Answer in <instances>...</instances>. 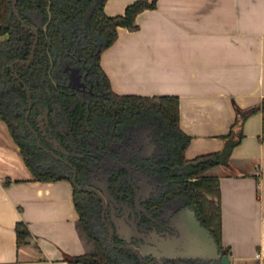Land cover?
Listing matches in <instances>:
<instances>
[{
    "label": "crops",
    "instance_id": "0c3cea01",
    "mask_svg": "<svg viewBox=\"0 0 264 264\" xmlns=\"http://www.w3.org/2000/svg\"><path fill=\"white\" fill-rule=\"evenodd\" d=\"M136 1L107 0L105 12L124 15ZM136 23L135 31L118 27L101 54L112 91L178 97L180 127L191 137L185 158L223 151L238 111L264 99V0H157ZM263 124L262 112L251 114L229 164L206 172L218 181L231 264H264ZM19 224L29 231L22 243ZM93 251L72 182L39 180L0 116V264H87L78 258Z\"/></svg>",
    "mask_w": 264,
    "mask_h": 264
},
{
    "label": "flooded vegetation",
    "instance_id": "af4514ba",
    "mask_svg": "<svg viewBox=\"0 0 264 264\" xmlns=\"http://www.w3.org/2000/svg\"><path fill=\"white\" fill-rule=\"evenodd\" d=\"M13 1V13L23 22ZM27 16L32 20L27 29L34 35L28 58L10 64L11 92L18 97L8 114L15 139L31 149V160L42 174L72 182L83 207L81 220L89 221V233L106 243L115 262L161 264L152 256L139 258L144 239L187 237L193 224L190 212L209 230L191 192L177 186L190 179L182 177V169L163 170L160 165L162 154L167 155L166 132L153 117L146 121L144 108L136 109L104 88L83 57L86 32L75 28V43L69 42L68 51L49 54L40 66H32L40 32H47L51 14L46 23L39 11ZM0 37L4 41L10 34ZM163 264H221V260L172 257Z\"/></svg>",
    "mask_w": 264,
    "mask_h": 264
},
{
    "label": "trees",
    "instance_id": "16d2710c",
    "mask_svg": "<svg viewBox=\"0 0 264 264\" xmlns=\"http://www.w3.org/2000/svg\"><path fill=\"white\" fill-rule=\"evenodd\" d=\"M106 2L107 0H18L17 9L23 20L22 22L13 13L12 0H0V36L7 33L10 34L9 39L0 41V116L7 122L13 133H15L14 128L8 114L13 110L14 106H17L16 101L18 97L14 98L11 92L14 85L12 86L9 78V75L12 73L10 64L16 59L28 58L34 35L27 29V26L32 23L27 13L39 11L43 15L45 23L48 22L49 14H51L47 32H40V40L32 66H40L42 63L41 60L43 58H49V54L53 57L55 53L61 50L66 49L68 51L70 48L69 42L72 41L75 43L74 29L77 28L87 33L86 37H84L87 48L83 51V57L88 60L92 71L100 76L104 88L111 90L109 78L101 67V54L116 42L118 38V27H125L131 31L137 30V15L146 9L156 8L157 0H153L152 2L138 0L126 8L124 15L115 17L106 14ZM49 5L50 12L48 11ZM90 10L93 11L92 15L89 22L85 24L84 21ZM66 54V58L70 59V53L66 52ZM23 68L26 74V67L23 66ZM115 98L126 100L130 106L136 109L144 108L146 121L153 117L155 122H159L161 129L166 132L164 142L167 155L162 154L161 156L160 165L162 169L169 171L174 167L182 169V177L184 179H190L187 184L185 181L177 182V186L187 187L188 191L191 192L193 197L192 202L195 208L204 217L206 226L221 247V250L224 249L220 241L221 220L219 204L216 202V207L211 208V202L206 197L208 195L218 197L219 185L217 179L207 176L206 172L220 164H229L233 149L244 137L242 128L245 120L256 112H262L264 115V99L260 105L238 111L231 131L224 136L227 140V145L223 151L199 156L193 160H187L185 158V151L190 144L191 137L184 133L180 127L178 97H121L115 95ZM236 126L240 127V133L237 137H234L233 133ZM166 137H170L168 141L165 139ZM20 146L28 166L39 180L55 181L64 179V177H53L42 174V171L36 168L31 160V149L23 144ZM74 191L76 206L82 212V203L79 201L76 189ZM89 224L88 220L85 223L81 220V226L86 237L94 244V251L81 256L78 260L84 261L87 264H119L107 252L105 242L95 241L93 239L88 231ZM17 230L19 243H22L29 236V231L22 224L18 225Z\"/></svg>",
    "mask_w": 264,
    "mask_h": 264
},
{
    "label": "water",
    "instance_id": "95a60500",
    "mask_svg": "<svg viewBox=\"0 0 264 264\" xmlns=\"http://www.w3.org/2000/svg\"><path fill=\"white\" fill-rule=\"evenodd\" d=\"M17 0L13 1L14 10H16ZM92 10L86 19V23L89 21L92 14ZM37 33V31H36ZM38 40V34L36 42L33 46L32 55L36 48ZM139 202V199L138 201ZM193 224L188 228L187 237H173V238H163L159 242L146 240L145 244L140 245L139 258L144 259V257L152 256L159 260L163 264L164 259H171L172 257H200L206 259H220L221 264H231V258L226 249L219 250V245L210 231L203 227L199 220L195 218L193 212H190ZM127 243H130V239H126ZM179 250V251H176ZM183 250V252L181 251Z\"/></svg>",
    "mask_w": 264,
    "mask_h": 264
},
{
    "label": "rangeland",
    "instance_id": "374dc122",
    "mask_svg": "<svg viewBox=\"0 0 264 264\" xmlns=\"http://www.w3.org/2000/svg\"><path fill=\"white\" fill-rule=\"evenodd\" d=\"M207 198H209V200H210V202H211V204H210V206H211V208H215L216 207V196L215 195H208V196H206Z\"/></svg>",
    "mask_w": 264,
    "mask_h": 264
},
{
    "label": "built area",
    "instance_id": "2783aa9c",
    "mask_svg": "<svg viewBox=\"0 0 264 264\" xmlns=\"http://www.w3.org/2000/svg\"><path fill=\"white\" fill-rule=\"evenodd\" d=\"M45 264H53L52 262H46Z\"/></svg>",
    "mask_w": 264,
    "mask_h": 264
}]
</instances>
